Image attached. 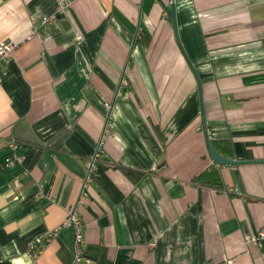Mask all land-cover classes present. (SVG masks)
Masks as SVG:
<instances>
[{
  "label": "crops",
  "instance_id": "obj_1",
  "mask_svg": "<svg viewBox=\"0 0 264 264\" xmlns=\"http://www.w3.org/2000/svg\"><path fill=\"white\" fill-rule=\"evenodd\" d=\"M61 1L0 0V40L19 44L0 162L12 142L24 156L0 169V264H31L72 207L82 264H264L245 241L264 227V0ZM73 242L62 229L39 264H70Z\"/></svg>",
  "mask_w": 264,
  "mask_h": 264
},
{
  "label": "built area",
  "instance_id": "obj_2",
  "mask_svg": "<svg viewBox=\"0 0 264 264\" xmlns=\"http://www.w3.org/2000/svg\"><path fill=\"white\" fill-rule=\"evenodd\" d=\"M71 7V2L61 1L58 5V14L64 13L68 11ZM167 15V14H166ZM54 19L47 18L44 19L42 26L50 24ZM41 35L40 28L34 27L31 32L30 37H38ZM135 38L139 41L143 38L141 31L135 35ZM19 47L18 43L15 42H5L0 40V66L7 62ZM107 107L110 106L107 104ZM10 154L7 155L1 162H0V169H12L15 168L17 165L22 164L24 161V156L18 153V145L15 143L10 144ZM102 162V154L101 151L96 152L92 157L87 159L86 162V172H87V180L84 185L85 188L92 182V176L96 172L98 164ZM86 195L83 194L80 201L77 203V206L83 203V198ZM82 200V201H81ZM62 229H73L74 231V242H73V257L70 264H82L84 261H88L86 257L87 251V243L85 241V225L82 221L78 207H72L69 210L68 217L66 221L55 231L46 233L44 235L38 236L34 238L29 244L27 248V254L31 259V264H39L40 257L46 247L59 235ZM264 240V227H262L256 234L245 235V241L248 244H254L260 246ZM90 261V260H89Z\"/></svg>",
  "mask_w": 264,
  "mask_h": 264
},
{
  "label": "water",
  "instance_id": "obj_3",
  "mask_svg": "<svg viewBox=\"0 0 264 264\" xmlns=\"http://www.w3.org/2000/svg\"><path fill=\"white\" fill-rule=\"evenodd\" d=\"M169 16H170V19H171L175 34L177 36V40H178V42H180L179 35H178V27H177V23H176V10H175L174 5L171 7V9L169 11ZM209 151H210V155H211L212 161L216 165H233V164H235L234 161L225 159L219 153H217L215 151V149L213 148V146L211 145V143H209Z\"/></svg>",
  "mask_w": 264,
  "mask_h": 264
},
{
  "label": "trees",
  "instance_id": "obj_4",
  "mask_svg": "<svg viewBox=\"0 0 264 264\" xmlns=\"http://www.w3.org/2000/svg\"><path fill=\"white\" fill-rule=\"evenodd\" d=\"M87 254H88V252L86 251V257H87Z\"/></svg>",
  "mask_w": 264,
  "mask_h": 264
}]
</instances>
